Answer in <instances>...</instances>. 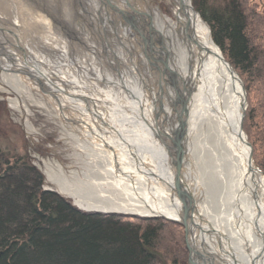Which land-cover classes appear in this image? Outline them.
Listing matches in <instances>:
<instances>
[{"label": "bare ground", "instance_id": "1", "mask_svg": "<svg viewBox=\"0 0 264 264\" xmlns=\"http://www.w3.org/2000/svg\"><path fill=\"white\" fill-rule=\"evenodd\" d=\"M99 1L100 5L98 0H85L94 12L92 21L107 32L108 49L101 64L74 58V32L64 37L43 29L48 37L41 30L30 35L18 25L20 18L29 19L24 26L32 29L36 19L46 15L39 8L42 4L24 9L17 2V17L12 18L0 1L4 14L0 15V89L7 92L5 84L18 94L6 97L9 106L23 108L26 115L30 105L47 109L78 154L91 157L81 160L89 177L75 170L64 175L60 166L45 164L48 179L84 209L181 220V203L173 187L179 146L188 153L183 186L198 209L192 225L197 253L190 264H262L264 174L245 177L238 153L247 154V149L236 137V131L243 129V92L237 88L231 95L225 88L228 84L217 80L213 55L219 49L206 22L188 0H169L174 8L165 15L145 11L134 0ZM46 10L53 18L60 11L49 6ZM115 39L121 46L126 43L125 50L112 48ZM131 40L138 42L137 49ZM210 50L212 55H206ZM160 66L165 68L161 75ZM34 88L48 96V102L37 99ZM78 175L83 176L79 179L83 189L73 181ZM93 175L99 180L111 178L124 197L116 195V189L114 197L101 191L98 195L99 181Z\"/></svg>", "mask_w": 264, "mask_h": 264}, {"label": "trees", "instance_id": "2", "mask_svg": "<svg viewBox=\"0 0 264 264\" xmlns=\"http://www.w3.org/2000/svg\"><path fill=\"white\" fill-rule=\"evenodd\" d=\"M249 1L191 0L197 12L199 5L206 10L199 14L248 101L261 85L262 97L248 102L242 125L264 174V19L256 24ZM44 183L28 156L0 148V264H185L182 224L83 210Z\"/></svg>", "mask_w": 264, "mask_h": 264}, {"label": "rangeland", "instance_id": "3", "mask_svg": "<svg viewBox=\"0 0 264 264\" xmlns=\"http://www.w3.org/2000/svg\"><path fill=\"white\" fill-rule=\"evenodd\" d=\"M5 5L8 6L6 13L10 14L13 17H17L16 15V9L17 5L21 4L22 8H31L30 6H33L34 4H42L39 8L41 10H44L45 14H42L40 19H36L35 23L33 25L32 29L25 28V23H30V20L28 19V22L24 21L22 18L18 20V25L21 26L25 31L31 32L30 35H35L33 31L39 32L41 30V34L45 36H49V33H45V30H49V32H55L59 35H63L65 37V33L74 32V36L77 37V40L74 39L73 45L74 48V58L79 57L84 59V57L87 59L86 61H91V59L94 60L95 64L100 63L103 59L102 56L105 55V51L108 49L107 45V39L106 34L107 32L101 31L102 29L96 25L97 20H93V16L91 15L93 9H91L85 2V0H62L64 1L63 6L60 7L56 0H0ZM87 1V0H86ZM136 4H141L142 7L145 9V11H161L163 15L171 13L174 8V3L169 0H134ZM18 2V4H16ZM99 5L100 1L98 0ZM1 4V2H0ZM190 4L193 8L192 2L190 0ZM249 4L251 7L254 8V21L259 23L262 22V18L264 19V0H251L249 1ZM49 6L50 10L55 11L60 10L58 8H61V10L56 13L54 12V18L49 13L46 8ZM6 9V8H5ZM199 9L203 10L202 13L204 16H206L204 7H201L199 5ZM193 10L198 13L200 16L201 11L197 12L194 8ZM200 13V14H199ZM0 15H4L0 13ZM97 17V16H96ZM201 17V16H200ZM19 19V18H18ZM53 26L49 23L54 22ZM203 20V19H202ZM25 23H24V22ZM204 21V20H203ZM205 22V21H204ZM60 23V24H59ZM123 24V23H122ZM207 24V23H206ZM258 26V25H256ZM31 28V27H30ZM63 28H67L65 32L63 31ZM43 30V31H42ZM52 37V36H51ZM50 37V38H51ZM80 38V41H83L86 43V45L83 44V42H80L78 40ZM37 39L45 40L39 38L37 36ZM54 40V38H51ZM47 39V40H51ZM73 39V38H72ZM29 40L31 42H34L30 37ZM70 40V38L68 39ZM57 42H60L59 40H54ZM61 43V42H60ZM109 43V42H108ZM122 46L125 47L126 43L122 41ZM131 44L135 46V48H138V42L136 40H131ZM68 45V44H66ZM118 43V40L115 39V43H113V49L117 50L118 52H122L124 48ZM93 48V49H91ZM126 48V47H125ZM120 50V51H119ZM125 50V49H124ZM92 51L97 53L93 54ZM77 55V56H76ZM64 58H60V62L64 63ZM120 63V62H119ZM236 72V71H235ZM237 73V72H236ZM238 75V73H237ZM240 78V76L238 75ZM241 79V78H240ZM242 85H243V80ZM2 86L5 88V91H2L0 89V148L3 150H10L11 152H17L19 154H25L28 156V158L33 162V164L41 171V173L44 176V185L46 188L55 190L57 189L56 185L52 183L46 173H45V164H48L52 168L60 166L62 168V171L64 175L70 176V171L75 170L77 173L80 171H83L87 176V171L89 170L88 167H86L84 170V165L82 164L81 160H86L85 157L82 154H78V152L75 150L73 146L74 142L70 141V138L68 139V136L63 135L64 132L61 131L59 126L56 124L57 120L52 116L49 115V112L47 109L44 108H38L36 106L30 105V114L26 115L25 110L21 108V111L12 109L9 106V102L7 101L6 97L15 98L18 96L17 93L12 91L7 85L2 84ZM261 85L256 86L250 91V96H248L249 101L254 103L256 94L259 97H262V92L259 91ZM243 88L245 90V87L243 85ZM9 92V93H8ZM43 94V95H42ZM245 90V102L246 106L248 107V100ZM33 95L41 100L48 102V96H46L44 93L40 91L39 88L33 89ZM51 102L50 104L53 106ZM49 106V109L52 108V106ZM245 113V112H244ZM25 120L31 123V126L33 127L32 130L27 128ZM71 129V128H70ZM72 133H75L71 129ZM244 132V130H243ZM245 134V132H244ZM246 135V134H245ZM247 138V137H246ZM248 141V140H247ZM257 143V142H256ZM90 146V144H89ZM252 152H253V147ZM91 159L90 156H87ZM82 175H78L76 179H73L74 183L78 185L80 188H85V186L80 183L79 179H83ZM96 181H99L97 184L98 195H100V191L106 195L115 196L119 193L123 196V190L121 187H116L115 182L108 177V179L99 180L96 179L98 177L91 176ZM116 189V190H115ZM114 190L116 191L114 194ZM74 200L73 198H71ZM74 202V201H73ZM132 215V214H131ZM137 216V215H136ZM164 218V217H163ZM185 234V233H184ZM188 253L185 255V264H187L188 261ZM180 257V256H178ZM177 257V258H178ZM263 264H264V256H263Z\"/></svg>", "mask_w": 264, "mask_h": 264}, {"label": "water", "instance_id": "4", "mask_svg": "<svg viewBox=\"0 0 264 264\" xmlns=\"http://www.w3.org/2000/svg\"><path fill=\"white\" fill-rule=\"evenodd\" d=\"M188 2H189V6L192 8V6L190 4V0H188ZM146 49L147 48L145 47V49L143 50L144 53L146 52ZM213 52L214 51H211V50L208 52L206 51V55L209 53H211V55H212ZM219 52L221 53V51L218 50V52H216V53L214 52V55H213L216 62H217V67H216L218 70L217 80H219L221 83H227L228 84V85H225V88L231 92V95L236 92L237 88H241V90L243 92L244 100H245V90L243 88L241 79L238 77L237 73L231 67V65L224 59L222 53L220 54ZM147 62L149 65H151V61L147 60ZM162 69L165 72V68L160 66L159 67V70H160L159 74L160 75L163 73L161 71ZM157 82L160 86L161 83L158 80H157ZM235 84H237L238 87H235ZM217 88H219V87H217ZM175 89H176V87H175ZM179 99H180V97H179ZM245 108H246V102L244 101L243 111H242L241 116H240L241 127H242V120L244 117ZM183 112L185 113V115L189 114V111L184 106H183ZM175 133H177V131ZM236 133H237L236 137L239 138V140H241L243 147L245 149H247V154L244 153L242 148H241V150H242L243 154H240V153H238V154L243 157V161H244V165H245V177H246V179H249V178H252L254 174L262 173V172L253 163L251 144L247 141V138L243 132V129H241V130L238 129L236 131ZM177 148H178V152H180V154L178 156L179 157L178 160H176L175 166L173 165V174H174L173 175V181H174L173 187L176 190V193L178 194V198H179L180 203H181L182 219L178 220V219H175L172 217H166V216L160 215V214H157V215L136 214V215L164 217L165 219H168V220L182 224V226L184 228V233H185V242H186V246H187V249L189 252L187 264H190V262L192 261V256L195 255V253H197V251L195 250L196 247L194 245V238H193L194 229H193L192 225H193V223H195L193 220H194L195 214H196L198 209H197V206L195 205V201H194L193 196L185 189V187L183 186V182H182L183 172L185 170V163L188 160V157H187L188 153H185V151L182 150L179 146H177ZM82 209H84V208H82ZM85 210H92V211L94 210V211H101V212H120V211H112V210H102V209H98V208H91V209H85ZM123 213H126V212H123ZM132 214H135V213H132ZM200 231H202V230H200Z\"/></svg>", "mask_w": 264, "mask_h": 264}]
</instances>
